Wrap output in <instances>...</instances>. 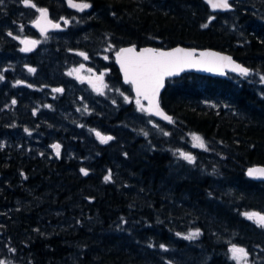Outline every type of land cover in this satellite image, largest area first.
Masks as SVG:
<instances>
[{"label": "trees", "instance_id": "16d2710c", "mask_svg": "<svg viewBox=\"0 0 264 264\" xmlns=\"http://www.w3.org/2000/svg\"><path fill=\"white\" fill-rule=\"evenodd\" d=\"M65 1L32 0L36 8L23 0L0 3V55L14 52L28 59L26 67L41 70L24 76L15 110L0 119V134L7 137L0 140V260L9 253L11 264H237L229 251L236 245L246 249L249 264H264V228L244 215H264V182L245 174L250 165L264 166V98L251 84L226 80L229 74L224 79L183 73L166 80L160 104L173 118L162 122L168 128L156 132L141 124L155 119L134 108L135 96L119 85L113 61L119 47L182 45L212 48L259 65L264 62V0H232V9L225 12L209 10L205 0H74L91 4L76 18L78 10ZM40 8L58 20L73 16L70 27L61 24L56 35L48 32L69 39V44H53L60 62L74 56L78 45L71 63H83L81 52L91 59L113 53L114 92L127 106L121 110L114 102L113 124L98 128L114 137L109 145L93 131L97 120L105 128L109 118L99 112L83 118L65 109L63 96L42 86L58 82L50 78L45 62L34 61L37 49L21 51L24 44L19 48L8 34L16 29L14 22L32 15L29 35L41 36L34 25ZM55 68L59 77L66 73ZM13 69L0 73L12 80ZM219 94L230 97L231 107L216 110L202 104ZM7 97L0 91V105ZM192 134L204 138L208 150L187 149ZM180 149L196 156L195 162L180 157ZM190 229H199L200 236L185 239Z\"/></svg>", "mask_w": 264, "mask_h": 264}, {"label": "snow or ice", "instance_id": "6c2138e0", "mask_svg": "<svg viewBox=\"0 0 264 264\" xmlns=\"http://www.w3.org/2000/svg\"><path fill=\"white\" fill-rule=\"evenodd\" d=\"M68 2L70 7L76 8L80 11L91 7V4L87 2L75 3L74 0H68ZM208 2L213 9H229L232 6L229 3V0H208ZM0 3H3V0H0ZM23 3L26 6L36 8V5L32 0H23ZM37 10L40 13V18L35 23L40 28L42 34L46 33L48 27H60L58 23H53L48 19L47 9L40 8ZM67 23H69V21L65 20V24ZM202 27H207V24L202 25ZM9 35H11V33H9ZM22 43H24L25 47L22 48L21 51L28 52L31 51L39 41L24 40ZM80 55L84 56L85 59L88 58L86 53L81 52ZM105 59H107V57H105ZM116 59L123 71L125 82L133 85L136 93L135 102L137 109L142 112L161 116L163 119L170 122L172 121V118L163 112L157 99L160 89L164 86L165 77L173 76L180 71H183L185 68H203L209 72L220 73H223V70L228 68L242 76H248L250 72L248 68L233 61L230 56L221 55L220 53L215 52H200L197 55L195 49L188 50L175 48L171 51H160L146 48L137 52L134 47L122 48L116 53ZM81 68H83V65H81ZM29 71H35V69H29ZM79 72L80 69H73L69 71L68 75L71 76L75 74L78 79H83L78 75ZM103 76L104 74L101 73L99 76L94 77V79H89V83L92 84L97 92H102V89L106 87V85L103 84ZM2 79L3 76L0 75V80ZM260 79L261 82H264V76H261ZM17 83L21 82L17 81ZM54 91L61 92L63 89L57 88L54 89ZM127 99L128 98L125 97V100ZM142 99L148 101L147 107L141 102ZM14 103L15 100H13V104ZM95 135L101 143H108L110 140L114 139V137L110 135H102L99 131H96ZM144 135L147 136L148 133L145 132ZM192 140L194 146L208 150L207 145L201 136L192 134ZM52 147L55 149L57 156H59L60 145L56 144ZM178 155L189 163L195 162V157L191 153L178 151ZM81 172L84 175L88 174L87 170L83 168L81 169ZM247 175L253 178H264V167L249 168ZM104 179L106 182L111 180V172H109ZM244 215L249 220H253L257 226L264 228V215H261L260 213H245ZM200 234V230L196 229L195 231L189 232L184 238L194 240L199 237ZM177 235L180 236L182 234L177 233ZM160 247L164 248L165 246L161 245ZM229 251L231 252V259L235 260L237 264H247V257L249 254L246 249L232 245ZM0 264H3V262L0 261Z\"/></svg>", "mask_w": 264, "mask_h": 264}, {"label": "rangeland", "instance_id": "374dc122", "mask_svg": "<svg viewBox=\"0 0 264 264\" xmlns=\"http://www.w3.org/2000/svg\"><path fill=\"white\" fill-rule=\"evenodd\" d=\"M205 2H206V0H205ZM8 3L9 4L12 3V0H8ZM33 19H34V16L25 15L24 17L19 19L20 20L19 23H17V24L15 22L13 23L16 26V29H10V32H8V34L11 33L10 36L13 38V41L17 44V46L19 48H20V43L24 44V43H22V41H24V40H30L31 39V40L39 41L38 44L43 46V47L40 49V51H39V53L37 55V60L40 61V62H42V61L45 62L44 66L46 68H49V67L51 68V70H50V78L51 79H54V81H57V82L59 80V75H60L61 71H60V69H56L55 66H57L58 68L59 67L62 68V72L63 73H64V71H66V75H67L66 78L69 81H71V82H76L77 83V81L79 82L80 80L85 81V78H89V77L94 78L96 76V72H92V71H89V70H87V72H85V70H86L85 68H82L80 70V72L78 73V75L80 77H82L83 79H78L77 75H75V74L71 75V76L68 75L70 70L79 69V67H81V65H83V63L82 62H76V61H74V63H71V60H67L65 62V67H63L64 63L60 62V61H57V55H55V52L52 50L54 48L53 44L55 42L59 41V40L61 41V43L63 45L69 44L68 37L67 36L52 37V36H49L48 34L43 35L38 30L39 32L37 31V34H41V36H39L38 38H36V37H31L30 38L29 31H30V26L32 24ZM48 19L49 20L51 19L49 15H48ZM54 23H56V22L54 21ZM3 24H4V21H3ZM237 28H239V27H237ZM35 30H37V29L35 28ZM47 32H54L53 28L48 29L46 31V33ZM53 34L56 35L57 33H53ZM22 48H23V46H22ZM119 48H121V47H119ZM49 55H51V56H49ZM3 57L5 59L2 61ZM27 61H28L27 58L24 59L23 57L18 56L14 52L13 53H8L5 56L3 54L0 55V69H2L4 71H10L11 69H13V67L17 68V73H16V76H15L16 78L12 79V80H9L6 76H4L3 74L0 73V75L3 76V79L0 80V91H1V93L4 96H8L9 97V99L4 101L3 105H0V107H1L0 108V119H2L3 121H5V119H7L6 113H11L12 111L15 110L17 101H15V103L13 104V100H17L18 99V97H17V95L19 93V85L18 84H21V83L24 84V83L27 82V80L25 79L24 76H27L31 72H36L38 74H41V70L40 69L37 70L34 67V65L33 66H29V68L26 67L25 63ZM22 64H23V67L21 66ZM29 69H35V71H29ZM120 76H121V74H120ZM236 76L233 75V74H229V76L226 79L227 80H231V79H233ZM261 76H264V74L253 75L252 77L250 76L249 78L242 77V78L233 79V80L235 81V83H240V82L244 81L247 84H251L255 88V93H257L258 96L264 98L263 97V95H264V89H263L264 88V82H261V79H260ZM17 77H19V78H17ZM17 80L18 81L20 80L21 83H17ZM22 80H24V81H22ZM255 81L257 82V84H256ZM48 83L46 84V83L43 82L42 86L43 87H47L48 86L50 88V90H51L50 92L54 96H57L58 94L62 95V91L61 92L54 91V89H57V88L61 89L62 85H60L59 83L57 85L53 84V83H50V82H48ZM262 86H263V88H262ZM23 90H24V88H23ZM72 92H75V91H72ZM114 95H115V92H114V89H113V96ZM217 96H213V97H208V98L202 99V104L203 103L205 105L208 104V106L213 107L216 110H218L220 106L222 108H227L229 106V104H230L229 103L230 101L228 100V99H230V97H226V95H221V94H219ZM228 96H231V95L228 94ZM79 99H80L79 103L82 104L81 107H83L84 106V100L86 99V96L79 94ZM127 100H125L124 102H126ZM135 100H136V97H135ZM134 104H135L134 108H137L136 102ZM5 107H7V109L3 111V109ZM98 107L99 108L103 107V111H101L100 113H102L103 115L107 116L109 119L114 115V113H113L114 102H109V103H106V104H103V105L98 104ZM139 113H146L147 114V112H142V111H139ZM64 116H66V115L64 114ZM153 119H155V118H153ZM133 121H135V119H133ZM155 121L151 120V121L147 122L146 120L143 119V121H141V124L144 127L146 125H148L151 130L156 131V132H162L163 130H165L167 128L166 125H163L162 121H159V120H156V119H155ZM135 122L139 123V121H135ZM3 124L4 125H8L7 122H3ZM110 125L111 124H108L107 128ZM112 127H113V125H112ZM114 127H115V125H114ZM136 127L138 129H136L135 132H137L138 130L139 131L141 130V125H137ZM0 140H2V141L3 140H7V137L2 135V133H1L0 134ZM204 141H206V140L204 139ZM188 142L189 143H188L187 149L199 148V147L194 146V142L192 140V137L189 138ZM178 143H179V141H178ZM180 151L184 152L183 149H180ZM8 155H10V154H8ZM8 155H6V156H8ZM2 156H5V155H2ZM201 168H202V170L206 171V165L201 166ZM207 172L209 174H212L213 170L207 168ZM252 222H253L254 226H257V224L253 220H252ZM257 227H259V226H257ZM192 231H195V230L194 229H190V230H188L187 233L192 232ZM7 256H6V258L3 261L0 260V261L3 262V264H11L10 263V259L11 258H10L9 253H7ZM247 264H249L248 260H247Z\"/></svg>", "mask_w": 264, "mask_h": 264}, {"label": "flooded vegetation", "instance_id": "af4514ba", "mask_svg": "<svg viewBox=\"0 0 264 264\" xmlns=\"http://www.w3.org/2000/svg\"><path fill=\"white\" fill-rule=\"evenodd\" d=\"M81 14H84V12L76 11V13H73L75 18L77 16H81ZM256 15L257 16H259V15L262 16L263 14L262 13H256ZM51 18H52L51 20H53L55 22H58L60 25L63 24V26H69L70 27L73 17H72V14L69 13V14L63 15L59 20L54 18V17H51ZM65 20L69 21V23L65 24ZM261 29H264V27H262ZM257 32H260V31H257ZM261 32H262V35H263V38H264V30H262ZM78 35H79V37H81V34H78ZM30 37H33V36H30ZM42 47L43 46L39 45L38 48L36 47L37 50L35 52H33V54L36 56V57H34V61L36 60L37 55H38V53H39V51H40V49ZM77 47L78 48L73 51L76 54L79 53L80 45H78ZM106 49H108V48H106ZM74 53H73L74 56H72L70 58H67L66 61L67 60H71L72 61L73 58H76V56H75L76 54H74ZM87 57H88L87 59L82 57L84 59L83 68L86 69L85 72H87V70L92 71V72H96V76H99L101 73H103L104 74V76H103V84L106 85V87H104L102 89V92H97L95 90V88L92 86V84L89 83V79L91 77L85 78V81L80 80L79 82L77 81V83H76V82L69 81L66 78L67 75L65 73L63 76L59 77V80H58V83L60 85H62L61 89H63L62 95H61V96H63V104H62V106L65 109H67L69 107L70 108V112L77 113L78 116L83 117V118L88 117L90 114H96L97 112H99L100 116H105L102 113H100L101 111H103V107L99 108L98 104L103 105V104H106V103H109V102H116L118 105H120L119 108L121 107V110H122V108L127 106V105H123V103H121V102L119 103V101H120L119 98H120L121 95H118L115 92V95L113 96V89H114V85L115 84L112 82L114 80V78H113V76L111 75V72H110L111 68H109V66L111 65L112 54L107 53L105 55L104 54L101 55V53H99V54L94 55V57L92 59L89 56H87ZM105 57H107V59H105ZM236 59H237L236 61L240 62L244 67H246L248 69L250 67L249 76L245 77V78H249L250 76L252 77L253 75L264 74V71H262V69H264V62H261L259 65L253 64L254 65L253 66L251 63L245 62L242 59H239V58H236ZM57 61H59V59H57ZM61 61L64 63L63 67H65V62L63 60H61ZM257 68H261V70L257 69ZM79 69L81 70L82 68L79 67ZM254 69H256V71ZM241 77H244V76L238 75V76L234 77L233 79H238V78H241ZM65 79H66V81H65ZM92 79H94V78H92ZM97 83H99V82H97ZM256 84H257V82H256ZM119 85L122 86L123 90H129V88L131 89V85L126 84L123 81L119 82ZM262 88H263V86H262ZM74 90H75V92H72ZM131 92H132V90H131ZM79 94L86 96V99L84 100V106L83 107H81L82 104L79 103V100H80L79 99ZM141 102L143 103V101H141ZM134 103H135V101H134ZM64 114L67 115V114H70V113H67V111H63L62 115H64ZM112 121L113 120L110 118L109 119V124H112L111 123ZM99 123H101V121L97 120V124H96V126H94L95 131H98V128L100 130L106 129L107 126H108V124L105 123L106 127L104 128L103 126H98ZM108 143L110 144V142H108ZM108 143H106L105 145H109Z\"/></svg>", "mask_w": 264, "mask_h": 264}, {"label": "water", "instance_id": "95a60500", "mask_svg": "<svg viewBox=\"0 0 264 264\" xmlns=\"http://www.w3.org/2000/svg\"><path fill=\"white\" fill-rule=\"evenodd\" d=\"M230 1H231V0H229V3H230ZM206 2H207V4H208L209 8H210L212 11H214V12H225V11H229V10L232 9V6H231V8H229V9H213V8L211 7L210 3L208 2V0H206ZM76 3H77V2H76ZM72 8H73V7H72ZM74 9H76V8H74ZM39 18H40V17H39ZM39 18H38V19H39ZM38 19H37V20H38ZM34 25L36 26V28H38V29L40 30V28L36 25V23H34ZM59 28H60V27H59ZM59 28H55V29L53 28V30H57V29H59ZM48 29H51V27H48L47 30H48ZM24 47H25V45H23V48H24ZM131 47H133V46H125V47H121V48H119V49L117 50V52H118L120 49H122V48H131ZM146 48H147V49H155V48H153V47L146 46V47H142V48H140L139 50L136 49V51L139 52L140 50H142V49H146ZM175 48H183V49H188V50L195 49L197 55H198L200 52H215V53H220L221 55H225V56H230V57H231V55H228V54H226V53H223V52L217 51V50L212 49V48H200V49H197V48L185 47V46H182V45H177V46H174V47H171V48H168V49L157 48L156 50H160V51H171V50H173V49H175ZM117 52H116V53H117ZM116 53H115V56H114V57H115V58H114V60H115V64H116L117 68L119 69V72H120L121 77H122V81H123L124 83H126L125 80H124V74H123V71H122V69H121V66H120L119 62L117 61V59H116ZM232 59H233V58H232ZM233 61H234V60H233ZM235 62H236V61H235ZM236 63H238V62H236ZM238 64H239V63H238ZM226 71H228V72H232V73H235V74H239V73H237V72H233V71H231V69H228V68H225V69L223 70V73H220V72H209V71L204 70L203 68H185L183 71H180L179 73H177V74H175V75H173V76L165 77V79H164V86L160 89L159 96L157 97L160 108L163 110V112H164L166 115H168V116H170V117L172 118V116H171L170 114H168V113L163 109V107H162L161 104H160V95H161L162 91L164 90V87H165V84H166V80H168V79H172V78H175V77H179L181 74H183V73H187V72H192V73H196V74H199V75H209V76L223 77V76L225 75ZM131 87H132L131 89H132L133 94L136 96V93H135V90H134V88H133V85H131ZM142 101L145 103V107H147V106H148V101H147V100H143V99H142ZM147 114H149V113H147ZM149 115H151L152 117H154L155 119H157V120H159V121L170 122V121H168V120L163 119L161 116H157V115H155V114H149ZM56 144H57V143H55V144H53V145H56ZM253 167H264V166H263V165H252V166L248 167V169H249V168H253ZM248 169L246 170L245 174H246V176H247L249 179L254 180V181H258V182H264V178H253V177H249V176L247 175V171H248Z\"/></svg>", "mask_w": 264, "mask_h": 264}, {"label": "bare ground", "instance_id": "6f19581e", "mask_svg": "<svg viewBox=\"0 0 264 264\" xmlns=\"http://www.w3.org/2000/svg\"><path fill=\"white\" fill-rule=\"evenodd\" d=\"M65 1V0H64ZM232 1V0H231ZM66 2V1H65ZM236 2V1H235ZM6 3V2H5ZM208 9H209V7H208ZM209 10H211V9H209ZM243 12V11H242ZM212 13V12H211ZM230 13V12H229ZM7 14V13H6ZM99 15V14H98ZM4 16V15H3ZM213 16V15H212ZM73 17V16H72ZM210 18V17H209ZM212 18V17H211ZM249 18V17H248ZM3 19H4V17H3ZM234 19V18H233ZM262 19V18H261ZM260 18L258 19V20H261ZM235 20V19H234ZM264 20V19H263ZM234 22V21H233ZM263 22V21H262ZM224 24V23H223ZM235 25L237 24V23H234ZM222 25V24H221ZM234 25V26H235ZM251 25V24H250ZM205 28V27H204ZM234 28V27H233ZM231 29V28H230ZM237 29V28H236ZM33 30V29H32ZM233 30V29H232ZM235 30V29H234ZM38 31V30H37ZM229 31V30H228ZM39 32V31H38ZM70 32V31H69ZM230 32H232V31H230ZM240 33H241V31H240ZM42 34V33H41ZM79 34V33H78ZM46 35V34H45ZM51 35V34H50ZM82 35H83V33H82ZM239 35V34H238ZM40 36V35H39ZM73 36V35H72ZM107 37V36H106ZM31 38V37H30ZM77 38H79V36L77 37ZM237 39V38H236ZM243 39V38H242ZM247 39V38H246ZM89 41V40H88ZM80 44V43H79ZM104 45V44H103ZM8 46V45H7ZM10 46V45H9ZM13 46V45H12ZM128 46H132V45H128ZM104 47V46H103ZM155 47V46H154ZM232 48V47H231ZM4 50V49H3ZM17 50V49H16ZM1 52V51H0ZM11 52V51H10ZM42 53V52H41ZM98 53V52H97ZM104 54V53H103ZM113 54V53H112ZM233 55V54H232ZM24 58V57H23ZM25 59V58H24ZM112 60V59H111ZM40 62V61H39ZM240 63V62H239ZM6 64V63H5ZM26 64V63H25ZM114 64V63H113ZM6 66V65H5ZM35 66V65H34ZM37 66V65H36ZM246 66V65H245ZM13 67V66H12ZM6 68V67H5ZM7 69V68H6ZM14 70V69H13ZM38 70V69H37ZM249 70H250V67H249ZM255 71H256V69H254ZM258 72V71H257ZM256 73V72H255ZM263 73V72H262ZM35 76V75H34ZM236 76V75H235ZM15 77V76H14ZM16 78V77H15ZM14 78V79H15ZM17 78H19V77H17ZM22 78V77H21ZM242 78V77H241ZM64 80V79H63ZM18 81V80H17ZM20 81V80H19ZM22 81H24V80H22ZM65 81H66V79H65ZM249 81V80H248ZM14 82V81H13ZM174 83V82H173ZM250 83V82H249ZM22 84V83H21ZM49 84V83H48ZM15 85V84H14ZM18 85H20V84H18ZM45 85V84H44ZM65 85V84H64ZM53 86V85H52ZM39 87V86H38ZM37 88V87H36ZM75 91V90H74ZM50 94V93H49ZM228 95V94H227ZM69 96V95H68ZM258 96V95H257ZM218 97V96H217ZM216 97V98H217ZM263 97H264V95H263ZM8 98V97H7ZM203 98V97H202ZM223 98V97H222ZM218 99V98H217ZM73 100V99H72ZM124 100V99H123ZM161 100H162V98H161ZM221 100V99H220ZM224 100V99H223ZM226 100V99H225ZM229 100V99H228ZM120 103V102H119ZM229 103H231V102H229ZM204 104V103H203ZM207 104V103H206ZM233 104V103H232ZM135 105V104H134ZM205 105V104H204ZM210 105V104H209ZM120 106V105H119ZM212 106V105H211ZM230 106V105H229ZM206 107H208V104H207V106ZM225 107V106H224ZM231 107V106H230ZM229 107V108H230ZM1 108V107H0ZM222 108V107H221ZM228 108V107H227ZM132 109V108H131ZM209 109V108H208ZM213 109V108H212ZM240 109V108H239ZM219 110H221L220 108H219ZM229 110H231V108L229 109ZM232 110H233V108H232ZM231 110V111H232ZM241 110V109H240ZM221 112V111H220ZM223 112V111H222ZM225 112V111H224ZM124 113V112H123ZM229 114V113H228ZM118 115V114H117ZM172 116V115H171ZM175 116V115H174ZM124 117V116H123ZM119 118V117H118ZM173 118V117H172ZM175 118H176V116H175ZM49 119V118H48ZM90 119V118H89ZM169 123V122H168ZM167 123V124H168ZM113 124V123H112ZM166 124V123H165ZM171 124V123H170ZM173 124H174V122H173ZM177 124V123H176ZM129 125V124H128ZM164 125V124H163ZM169 125V124H168ZM178 125V124H177ZM87 126V125H86ZM174 126V125H173ZM168 128V127H167ZM173 128V127H172ZM172 128L170 129V130H172ZM177 128V127H176ZM86 129V128H85ZM136 129H138V128H136ZM133 130V129H132ZM131 130V131H132ZM135 130V129H134ZM138 133V132H137ZM180 133V132H179ZM183 134V133H182ZM139 135V134H138ZM171 135V134H170ZM181 135V134H180ZM135 136H136V133H135ZM134 136V137H135ZM141 136V135H140ZM173 135H171L170 137H172ZM149 137V136H148ZM175 137V136H174ZM173 137V138H174ZM123 138V137H122ZM148 139V138H147ZM171 139V138H170ZM131 140V139H130ZM72 141V140H71ZM100 141V140H99ZM174 141V140H173ZM60 142V141H59ZM147 142V141H146ZM208 142V141H207ZM218 142V141H217ZM220 142V141H219ZM69 143V142H68ZM104 144V143H103ZM109 144V143H108ZM122 144V143H121ZM223 146V145H222ZM1 148H2V146H1ZM9 148V147H8ZM5 149V148H4ZM83 149V148H82ZM70 151V150H69ZM79 151V150H78ZM165 151H167V150H165ZM164 152V151H163ZM162 153V152H161ZM171 153V152H170ZM219 153H221V152H219ZM224 154V153H223ZM72 155V154H71ZM199 156V155H198ZM202 156V155H201ZM196 157V156H195ZM200 159H202V158H200ZM197 160H198V158H197ZM221 160V159H220ZM172 161V160H171ZM174 161V160H173ZM221 161H223V160H221ZM236 161V160H235ZM170 163H172V162H170ZM175 163H177V162H175ZM174 163V164H175ZM225 163V162H224ZM87 164V163H86ZM181 165V164H180ZM177 166H179V165H177ZM176 166V167H177ZM183 166V165H182ZM191 166V165H190ZM251 166V165H250ZM92 167H94V166H92ZM196 167V166H195ZM219 168V167H218ZM84 169V168H83ZM94 169V168H93ZM92 169V170H93ZM180 169V168H179ZM188 169V168H187ZM91 170V171H92ZM185 170V169H184ZM94 171V170H93ZM80 172V171H79ZM88 172V171H87ZM117 172V171H116ZM218 174V173H217ZM220 175V174H219ZM103 176V175H102ZM210 176V175H209ZM212 176V175H211ZM211 178H213V177H211ZM106 184V183H105ZM125 184V183H124ZM127 185V184H126ZM263 215V214H262ZM230 216V215H229ZM1 219V218H0ZM194 225V224H193ZM116 226V225H115ZM116 228H117V226H116ZM174 229V228H173ZM224 229V228H223ZM222 229V230H223ZM226 229V228H225ZM209 230V229H208ZM221 230V231H222ZM223 232H224V230H223ZM240 236V235H239ZM241 239V238H240ZM237 240V239H236ZM240 242V241H239ZM240 244V243H239ZM255 246V245H254ZM256 249H258V248H256ZM223 253V252H222ZM258 253V252H257ZM261 254H262V251H261ZM264 254V253H263ZM262 256V255H261ZM15 259H16V257H15ZM69 260V259H68ZM33 263V262H32Z\"/></svg>", "mask_w": 264, "mask_h": 264}]
</instances>
